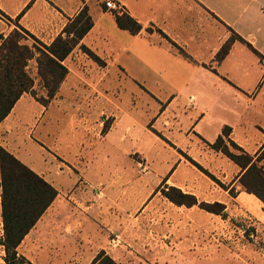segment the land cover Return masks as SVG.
I'll use <instances>...</instances> for the list:
<instances>
[{"label": "crops", "instance_id": "obj_1", "mask_svg": "<svg viewBox=\"0 0 264 264\" xmlns=\"http://www.w3.org/2000/svg\"><path fill=\"white\" fill-rule=\"evenodd\" d=\"M113 1L137 33L119 28L104 0H0V40L19 26L48 45L83 7L93 20L49 103L23 93L0 121V146L56 190L17 255L32 264H90L100 251L117 264H221L220 250L204 245V220L220 215L162 190L225 212L235 202L264 206L234 185L237 175L229 183L239 167L209 145L229 126L245 152L264 146V0ZM1 210L0 186V241Z\"/></svg>", "mask_w": 264, "mask_h": 264}, {"label": "trees", "instance_id": "obj_2", "mask_svg": "<svg viewBox=\"0 0 264 264\" xmlns=\"http://www.w3.org/2000/svg\"><path fill=\"white\" fill-rule=\"evenodd\" d=\"M117 26L131 33H137L141 25L126 13H114ZM93 24L87 7H83L63 28L61 34L46 45L37 40L25 29L18 26L12 29L0 40V121L7 116L17 99L23 93H30L37 101L47 105L54 97L61 81L67 73L64 58L71 52L83 35ZM239 40L244 41L239 36ZM234 36L221 46L216 54L220 60ZM30 43H27V40ZM246 43V42H245ZM247 46L257 55L250 44ZM89 55L98 58L87 48L81 46ZM183 56L186 53L180 49ZM34 60L35 72L29 70V62ZM229 126H223L221 134L209 144L211 148L220 151L239 167L236 180L242 190L252 193L264 203V170L257 164L264 159V146L256 154L245 152L238 144L228 138ZM0 158L4 164L0 168L1 186V216L3 237L0 244L4 250V264H32L22 256L17 255L16 248L53 201L56 190L42 177L0 146ZM200 170L219 185L224 186L217 178L191 160ZM233 194V190L229 189ZM162 193L176 205H198L205 211L219 214L225 218L224 204L219 202L199 201L194 195L184 193L175 187H168ZM90 264H117L103 251L96 254Z\"/></svg>", "mask_w": 264, "mask_h": 264}, {"label": "rangeland", "instance_id": "obj_3", "mask_svg": "<svg viewBox=\"0 0 264 264\" xmlns=\"http://www.w3.org/2000/svg\"><path fill=\"white\" fill-rule=\"evenodd\" d=\"M29 70H32V65H29ZM257 164L264 170V159ZM236 175L231 174L229 183L235 180ZM222 184L224 186H220L225 188V184ZM234 185L239 186L237 180ZM235 186L231 187L233 194ZM226 213L225 218L220 216L219 224L204 220L205 247L213 244L214 249L220 250L221 264L226 263L227 258H230V264H264V206L261 209L246 208L235 202L230 204V210ZM141 230L147 231L143 227Z\"/></svg>", "mask_w": 264, "mask_h": 264}, {"label": "built area", "instance_id": "obj_4", "mask_svg": "<svg viewBox=\"0 0 264 264\" xmlns=\"http://www.w3.org/2000/svg\"><path fill=\"white\" fill-rule=\"evenodd\" d=\"M104 5L107 9L113 10L117 13H121L123 11L122 7L116 4L113 0H104Z\"/></svg>", "mask_w": 264, "mask_h": 264}, {"label": "snow or ice", "instance_id": "obj_5", "mask_svg": "<svg viewBox=\"0 0 264 264\" xmlns=\"http://www.w3.org/2000/svg\"><path fill=\"white\" fill-rule=\"evenodd\" d=\"M3 164H4L3 158H0V168L3 167Z\"/></svg>", "mask_w": 264, "mask_h": 264}]
</instances>
